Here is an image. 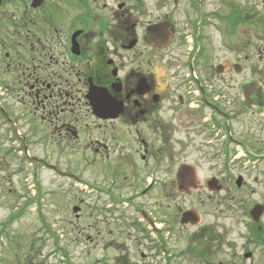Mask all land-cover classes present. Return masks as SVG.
<instances>
[{"label":"flooded vegetation","instance_id":"obj_1","mask_svg":"<svg viewBox=\"0 0 264 264\" xmlns=\"http://www.w3.org/2000/svg\"><path fill=\"white\" fill-rule=\"evenodd\" d=\"M220 48L232 54V0H0V137L23 134L42 144L56 139L59 150L83 144L88 164L101 165L108 180L103 187L88 184L101 202L97 218L122 229L126 214L135 218L155 261L256 264L264 225L254 220L255 208H263L262 218L264 198L254 201L260 192L253 186L264 180V125L249 122L247 112L264 122V82H244L241 108L232 107V71L241 72L242 65L219 61ZM4 68L14 69L22 103L42 123L39 136L15 109ZM195 149L212 153L213 160L221 155L222 169L232 162L230 198L240 193L246 203L238 211L247 225L242 256L231 226L206 221L193 206L173 219L172 185L188 187L187 193L217 179L224 187L218 176L202 184L195 175L190 179L187 171L196 162L182 154ZM119 188L130 192L120 195ZM245 192L251 197L243 199ZM151 199L167 207L164 217L144 204ZM187 210L197 213L184 223ZM179 221L195 229L188 245L175 250L171 239ZM222 248L230 259L219 258ZM55 249L68 254L58 243ZM123 260L118 255L115 264ZM104 262L96 257L90 264Z\"/></svg>","mask_w":264,"mask_h":264},{"label":"rangeland","instance_id":"obj_2","mask_svg":"<svg viewBox=\"0 0 264 264\" xmlns=\"http://www.w3.org/2000/svg\"><path fill=\"white\" fill-rule=\"evenodd\" d=\"M263 35L264 1L232 0V54L220 48L218 59L221 62L232 61V66L236 63L242 65L241 72L232 71V107H237V110L241 108L237 99L243 96L242 84L257 78L264 82ZM2 71L15 109L23 119L31 121L29 131L39 136L42 123L38 117L29 116L28 106L22 103L24 93L16 85L19 81L14 69L4 68ZM247 113L249 122L253 121L257 127L263 128L264 122L256 121L259 119L250 111ZM42 122L44 126L48 124L47 121ZM35 138L30 136L28 139L23 134L0 137V264H90L96 257L103 258V264H115L118 255L124 257V264H160L150 257V251L143 245L140 230L132 223L133 219L136 221L135 218L126 214L123 229L115 222L102 223L97 218L96 211L101 209V202L96 199V191L90 190L88 184L94 182L103 187L108 185V180L101 173V165L88 164L83 144L59 150L55 147L56 139L48 138L42 144L37 143ZM182 155L196 162V168L187 171L191 172L190 179L195 175V182L202 184L212 176H218L224 187L222 191L212 192L196 183L194 190L185 193L184 188L188 187L172 185L173 219L180 220V211L193 206L202 211L206 221L217 220L221 226H231L232 243L236 245V253L241 252L238 255L242 256L243 234L247 225L238 211L243 210L246 203H242L240 193H237L236 200L230 198L232 190L229 191L227 187H233L232 162L230 169H222L221 155L213 160L212 153L202 155L196 149ZM239 170L243 169L240 167ZM37 171L32 186V177H27ZM38 187L40 191L36 190ZM253 188L260 192L252 194L254 201H261L264 198V180L257 186L254 184ZM125 189L122 191L119 188L116 193L128 194L129 188ZM247 195L251 197L250 193L245 192L243 199H247ZM144 204L153 212V216L164 217L165 205L160 206L152 199ZM119 205L118 208L123 209V205ZM75 207L80 208L78 213ZM41 214L54 226V230L50 225H47L48 229L39 227ZM214 215L218 217L214 218ZM112 218L116 216H109V219ZM260 219L264 225V216ZM244 221L250 222V219L244 217ZM90 225L93 229H88ZM175 225L171 242L173 249L177 250L188 245L186 240L195 228L183 229L180 221ZM56 233L59 240L48 238L52 236L58 239ZM56 243L63 246L68 254L57 251ZM220 251L221 260L230 259V250L222 248ZM254 251L258 254L256 264L264 263V250L255 247ZM250 263L251 260H247L244 264ZM173 264L200 263L185 257L174 259Z\"/></svg>","mask_w":264,"mask_h":264},{"label":"water","instance_id":"obj_3","mask_svg":"<svg viewBox=\"0 0 264 264\" xmlns=\"http://www.w3.org/2000/svg\"><path fill=\"white\" fill-rule=\"evenodd\" d=\"M209 187L212 188V189H217V190H220V189H221V186L218 185L217 180H213V181H211V182L209 183ZM79 209H80L79 207H75V208H74L75 211H78ZM255 210H256V212H257V215L255 216V218H256V219H259V217H260V215H261V213H262L263 208H262V207H256ZM192 213H193V212H191V211H189V212H185V213H184V218H183V220H184V221H185V220H189V219L193 216ZM194 219H195V218H194Z\"/></svg>","mask_w":264,"mask_h":264}]
</instances>
